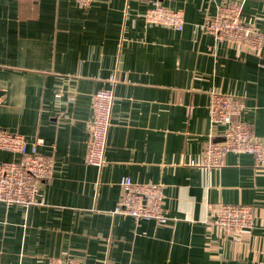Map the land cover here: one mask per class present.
Masks as SVG:
<instances>
[{"label": "crops", "instance_id": "1", "mask_svg": "<svg viewBox=\"0 0 264 264\" xmlns=\"http://www.w3.org/2000/svg\"><path fill=\"white\" fill-rule=\"evenodd\" d=\"M240 1L264 33V0H0V129L53 160L43 204L0 202V264H264V173L228 152L218 167L204 147L210 91L237 95L239 119L264 139V47L217 43L204 20ZM181 10V31L148 24L145 9ZM113 90L104 162L87 164L91 94ZM16 157L0 148V160ZM161 186L164 223L113 213L119 181ZM222 203L253 208V227L226 232Z\"/></svg>", "mask_w": 264, "mask_h": 264}, {"label": "built area", "instance_id": "2", "mask_svg": "<svg viewBox=\"0 0 264 264\" xmlns=\"http://www.w3.org/2000/svg\"><path fill=\"white\" fill-rule=\"evenodd\" d=\"M81 7H88L92 0H77ZM240 1L226 2L215 14L204 20L202 29L217 43L244 47L249 52L259 53L264 47V33L241 14ZM148 24L169 26L181 31L184 25L181 10L154 4L141 14ZM113 90L99 89L91 94L92 115L87 122V149L85 162L100 167L104 162L108 129L111 123ZM245 108L240 96L222 92L209 93V121L211 129L222 125L220 139H210L204 147V163L218 167L228 152L245 153L254 158L256 172L264 173V139L255 138L247 123L239 119ZM36 140L28 149L23 135L0 129V148L16 154L11 160H0V202L23 207L43 204L42 184L49 182L53 173V160L40 153ZM120 197L113 213L128 215L135 220H167L164 194L158 184L137 183L129 177L119 181ZM254 211L249 205L222 203L218 205L213 222L226 232L243 231L253 227ZM48 264H89L68 257L52 259Z\"/></svg>", "mask_w": 264, "mask_h": 264}]
</instances>
